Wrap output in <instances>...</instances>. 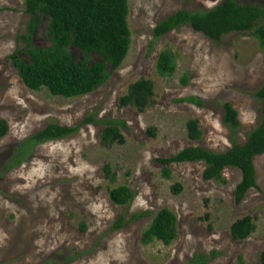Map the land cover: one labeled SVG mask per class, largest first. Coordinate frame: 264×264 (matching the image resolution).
<instances>
[{
	"label": "rangeland",
	"instance_id": "obj_1",
	"mask_svg": "<svg viewBox=\"0 0 264 264\" xmlns=\"http://www.w3.org/2000/svg\"><path fill=\"white\" fill-rule=\"evenodd\" d=\"M221 1L127 0L130 45L123 62L91 92L64 98L45 88L30 90L21 81L9 54L28 16L23 0H0V118L8 125L0 138V264H193L194 255L211 252L215 255L204 264H259L264 251V153L253 157L255 186L239 201L234 196L241 177L236 168H225V182L219 183L202 178V161L170 163L164 177L156 160L187 146L228 148L223 102L237 113L239 143L258 123L264 100L254 92L264 86V51L253 35L231 32L214 41L182 25L149 46L153 28L171 13ZM235 1L264 9V0ZM48 23L41 16L35 26L32 43L37 48L51 45ZM162 49L175 61L169 76L155 71ZM69 51L74 62L84 56L76 47ZM20 56L28 60L23 50ZM98 60L95 52L87 56L88 63ZM139 78L152 81L153 104L143 111L120 106L119 97ZM84 119L91 121L82 124ZM189 119L200 129L196 140L186 135ZM111 120L125 124L121 144L100 138ZM50 122L77 129L35 145L28 157L12 165L16 146ZM105 165L113 180L105 177ZM34 168L44 175L26 179ZM174 184L180 185L177 193L171 189ZM117 185L133 191L127 204L108 199V189ZM161 208L176 217L175 238L169 244L142 243V231ZM135 214L141 215L132 218ZM244 216L251 218L254 231L234 239L229 226ZM120 219L124 222L115 227Z\"/></svg>",
	"mask_w": 264,
	"mask_h": 264
},
{
	"label": "trees",
	"instance_id": "obj_2",
	"mask_svg": "<svg viewBox=\"0 0 264 264\" xmlns=\"http://www.w3.org/2000/svg\"><path fill=\"white\" fill-rule=\"evenodd\" d=\"M23 12L28 16V21L25 30L16 36L17 43L10 52L9 59L23 84L30 90L45 88L49 94L64 98L87 94L104 82L112 71L119 68L128 52L130 30L127 0H23ZM41 16H47L49 19L47 33L51 45L47 48H37L32 43L34 29ZM263 16L264 9L260 6L239 4L235 0H223L205 9L177 10L153 28L149 46L172 29L188 25L214 41L231 32L249 33L257 39L259 47L264 51ZM70 46L84 53L79 61H73ZM22 50L28 60L20 56ZM91 52L98 54L100 60L88 63L87 56ZM174 69L175 61L169 50H160L155 60L157 74L169 76ZM254 96L264 100V86L256 90ZM118 103L122 107L143 111L153 104L152 81L139 78L128 84ZM222 112V121L229 129L231 144L228 148L214 151L201 146H187L170 157L156 160L163 166L164 177L169 176L170 163L202 161V178L219 183L225 182L222 176L225 168H236L241 177L235 185L234 196L235 200L239 201L249 188L255 186L253 157L264 153V104L256 127L246 134L242 143L236 139L239 121L230 102L222 103ZM88 121L91 120L84 119L82 124ZM124 126L121 120L107 121L101 130L100 138L105 143L121 144L124 138L120 127ZM185 126L189 139L199 138L200 129L195 119H189ZM76 129V126L48 123L16 146L10 159L11 164L28 157L35 145L69 136ZM7 130V122L0 118V138ZM103 171L107 179H114V173L108 165L104 166ZM171 189L177 193L180 185L174 184ZM107 195L112 203L123 205L132 199L134 193L126 185H117L109 188ZM140 215L135 214L132 218ZM123 222V219L116 221L115 227ZM175 226L174 213L167 208H161L142 231L141 242L146 244L156 240L169 244L175 238ZM253 231L254 223L249 216L236 219L229 226V233L234 239H244ZM214 255L215 252L196 254L192 257V263L204 264ZM259 264H264V251L259 254Z\"/></svg>",
	"mask_w": 264,
	"mask_h": 264
},
{
	"label": "clouds",
	"instance_id": "obj_3",
	"mask_svg": "<svg viewBox=\"0 0 264 264\" xmlns=\"http://www.w3.org/2000/svg\"><path fill=\"white\" fill-rule=\"evenodd\" d=\"M33 175H35L37 177H40V176H43L44 173H43V170L42 169L34 168L32 170V172H30L29 175L26 177V179L31 180ZM24 187H29V185L28 184H25Z\"/></svg>",
	"mask_w": 264,
	"mask_h": 264
}]
</instances>
